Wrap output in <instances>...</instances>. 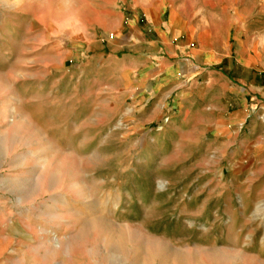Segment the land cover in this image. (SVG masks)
Returning a JSON list of instances; mask_svg holds the SVG:
<instances>
[{
  "label": "rangeland",
  "instance_id": "obj_1",
  "mask_svg": "<svg viewBox=\"0 0 264 264\" xmlns=\"http://www.w3.org/2000/svg\"><path fill=\"white\" fill-rule=\"evenodd\" d=\"M89 1L0 0V264H175L172 251L264 264V108L234 122L205 90L163 104L80 73L68 29ZM200 1L239 20L231 43L240 34L264 74V0ZM118 229L136 243L115 248Z\"/></svg>",
  "mask_w": 264,
  "mask_h": 264
},
{
  "label": "crops",
  "instance_id": "obj_2",
  "mask_svg": "<svg viewBox=\"0 0 264 264\" xmlns=\"http://www.w3.org/2000/svg\"><path fill=\"white\" fill-rule=\"evenodd\" d=\"M121 1L91 0L85 4L90 14L78 23H50L69 27L68 56L79 61L80 73L97 82L118 77L131 92L165 93L163 104L167 92L181 87L205 90L210 97L203 100L232 106L234 122L243 120L249 102L264 108V74L254 68L258 53L240 34L231 43L241 23L229 12L217 16L200 0H126L127 18ZM52 8L54 14L63 12ZM114 33L119 37L107 39ZM16 80L10 94L20 93Z\"/></svg>",
  "mask_w": 264,
  "mask_h": 264
},
{
  "label": "bare ground",
  "instance_id": "obj_3",
  "mask_svg": "<svg viewBox=\"0 0 264 264\" xmlns=\"http://www.w3.org/2000/svg\"><path fill=\"white\" fill-rule=\"evenodd\" d=\"M19 201H20V199H19ZM88 227L90 228V229H94V230H96V231H98V232H100V230L102 229V228H105V227H107V225L105 224V223H103V222H101L100 220L99 221H97V220H90L89 222H88ZM114 232H116L115 233V235L114 236H111L112 238V240H114V245H115V248H120V247H123L125 244H127V243H136V241H137V233H135V232H133V231H122V229L121 230H114ZM139 236V235H138ZM110 239H107L106 240V243H110ZM140 241V240H139ZM147 242V241H146ZM146 242L144 241V244H146ZM139 244V243H138ZM142 245V244H141ZM147 246V245H146ZM143 247V246H142ZM148 247V246H147ZM162 247V246H161ZM160 247V248H161ZM164 247V246H163ZM149 249V248H148ZM147 249V250H148ZM165 249H167V248H165ZM170 249H171V247H170ZM174 249V248H173ZM214 249V248H213ZM212 249V250H213ZM146 250V251H147ZM152 250V249H151ZM163 250V249H162ZM169 250V249H168ZM172 250V249H171ZM157 251V250H156ZM207 251V250H206ZM214 251H215V249H214ZM151 252V251H150ZM154 252V251H153ZM161 253H164V252H162V251H160ZM216 252V251H215ZM215 252H213L214 253V255H210L209 257H208V259H209V261H211L212 263H216L218 260V258L216 259V254H215ZM205 253V252H204ZM164 254H167L166 252L164 253ZM218 254V253H217ZM218 256H219V254H218ZM217 256V257H218ZM167 257V256H166ZM220 257H222V256H220ZM219 257V259H221ZM168 260L170 261V262H172V263H175V264H191V263H193V264H201L200 263V260H199V257L195 254V253H189V252H185V251H183V252H174V251H172V252H170V254L168 255ZM221 261H219V263H220Z\"/></svg>",
  "mask_w": 264,
  "mask_h": 264
}]
</instances>
